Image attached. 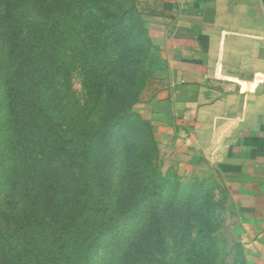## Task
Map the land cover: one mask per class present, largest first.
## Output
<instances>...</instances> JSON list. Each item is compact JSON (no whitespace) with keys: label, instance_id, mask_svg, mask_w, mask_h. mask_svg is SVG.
<instances>
[{"label":"trees","instance_id":"1","mask_svg":"<svg viewBox=\"0 0 264 264\" xmlns=\"http://www.w3.org/2000/svg\"><path fill=\"white\" fill-rule=\"evenodd\" d=\"M156 15L150 0H0L12 132L0 264H91L101 245L113 264H215L210 191L163 178L153 124L135 111L143 99L161 106L147 27ZM75 71L82 100L67 82ZM235 249L232 264H246Z\"/></svg>","mask_w":264,"mask_h":264},{"label":"crops","instance_id":"2","mask_svg":"<svg viewBox=\"0 0 264 264\" xmlns=\"http://www.w3.org/2000/svg\"><path fill=\"white\" fill-rule=\"evenodd\" d=\"M150 1L154 126L218 176L245 263L264 264V0Z\"/></svg>","mask_w":264,"mask_h":264},{"label":"rangeland","instance_id":"3","mask_svg":"<svg viewBox=\"0 0 264 264\" xmlns=\"http://www.w3.org/2000/svg\"><path fill=\"white\" fill-rule=\"evenodd\" d=\"M24 28V27H23ZM25 29V28H24ZM28 33L25 29V35ZM1 38V37H0ZM2 58V55H0ZM8 68V65L5 66ZM6 69H0V159L4 161L3 149L8 147L11 142L12 132L5 127L3 121L4 114L6 113V104L4 102L3 92L4 85L9 77V71ZM67 74L68 86L71 84L72 89L76 92L79 98H84V89L82 79L78 72ZM66 78L58 75L56 92L61 97L65 91ZM67 86V85H66ZM65 95L62 96L64 98ZM135 111L139 113L143 119L151 121L153 124V134L158 149V160L160 172L163 178L170 179L175 184L192 182L193 184H205L208 191H210L209 203L212 207L209 216L212 219L213 227L215 229L214 237L216 241L215 248V264H232L236 253L235 245L237 243L236 238V215L232 208L228 206L224 194L220 192L218 186V176L212 174L206 168H197L193 172L188 173L186 167L183 166L185 157L176 150L173 149V144L169 138L160 134V130L154 126V114L153 108L150 103L143 99L140 104L135 107ZM66 125V124H65ZM65 130L69 128L64 127ZM4 149V150H5ZM179 182V183H178ZM172 244V243H171ZM111 247L106 245L99 246L94 253L91 264H113V258L111 256ZM174 251V249H173ZM112 259V260H111Z\"/></svg>","mask_w":264,"mask_h":264}]
</instances>
